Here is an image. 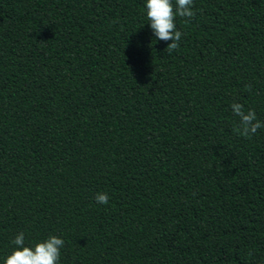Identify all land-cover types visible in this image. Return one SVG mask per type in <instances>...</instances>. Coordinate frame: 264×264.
Instances as JSON below:
<instances>
[{"label": "trees", "instance_id": "trees-1", "mask_svg": "<svg viewBox=\"0 0 264 264\" xmlns=\"http://www.w3.org/2000/svg\"><path fill=\"white\" fill-rule=\"evenodd\" d=\"M145 4L0 0V264H264V0H193L171 55Z\"/></svg>", "mask_w": 264, "mask_h": 264}, {"label": "clouds", "instance_id": "clouds-1", "mask_svg": "<svg viewBox=\"0 0 264 264\" xmlns=\"http://www.w3.org/2000/svg\"><path fill=\"white\" fill-rule=\"evenodd\" d=\"M193 0H146V16L149 26L157 40L171 41L165 51L171 55L178 49L182 32L177 30L175 20L177 16L192 18ZM187 22V20L185 21ZM233 115L238 118V126L235 129L241 136L248 137L255 134L258 129L264 127V123L257 119L254 110H244L240 103L231 105ZM109 197L106 193H98L97 203L107 204ZM12 243L15 249L4 259L3 264H57L60 258V249L64 246V240L57 236H49L46 240L38 242L34 247L24 245V234L16 235Z\"/></svg>", "mask_w": 264, "mask_h": 264}]
</instances>
